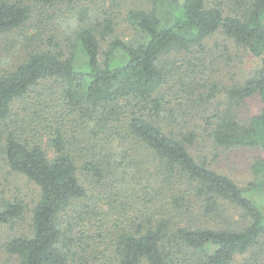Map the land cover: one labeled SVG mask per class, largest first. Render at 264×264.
Segmentation results:
<instances>
[{
    "label": "trees",
    "instance_id": "obj_1",
    "mask_svg": "<svg viewBox=\"0 0 264 264\" xmlns=\"http://www.w3.org/2000/svg\"><path fill=\"white\" fill-rule=\"evenodd\" d=\"M31 15L30 1L0 0V40ZM128 20L130 40L115 37L104 50L85 23L69 52L28 48L0 73V167L39 188L32 207L0 192V225L15 232L4 250L16 264H234L264 236L250 195L264 192V0H152ZM215 34L259 60L205 117L215 146L262 152L245 187L192 152L190 126L159 122L176 97L163 89L177 54L201 51ZM254 97L260 109L244 114ZM226 205L242 210L244 225L220 222ZM29 212L28 229H18Z\"/></svg>",
    "mask_w": 264,
    "mask_h": 264
},
{
    "label": "rangeland",
    "instance_id": "obj_2",
    "mask_svg": "<svg viewBox=\"0 0 264 264\" xmlns=\"http://www.w3.org/2000/svg\"><path fill=\"white\" fill-rule=\"evenodd\" d=\"M25 1H30L31 18L24 26L6 34L0 40V73L14 68L25 56L28 48H53L51 45L58 44L64 52H69L68 47L76 40L74 29L85 23L95 25L104 50L115 37L130 40L134 38L135 31L128 20L129 12L149 7L152 0H75L71 4L55 5H44L34 0ZM216 1L218 0H211ZM107 18L113 21L114 32L111 34L104 33ZM205 45L206 48L201 51L197 49L191 53L177 54L179 59L174 62L176 66L169 70V81L163 89L168 98L173 95L176 97H172L169 109L161 112L163 118L159 122L165 124L168 121L173 125L190 126L198 135L191 148L192 152L197 157L206 156L212 168L231 176L240 186L245 187L255 180L252 165L256 158L261 157L262 152L250 148L225 150L215 146L205 126V117L212 112V108L220 106L225 100V91L229 86L254 72L259 60L221 34L213 35ZM83 62L84 60L80 61L79 65L83 66ZM214 86H217L216 91L213 90ZM211 90L218 97H208ZM260 107L258 97H254L246 102L243 111L244 114L251 115ZM167 110L174 115L167 113ZM0 192L8 198L21 197L31 207L39 198V188L32 180L13 173L6 167H0ZM250 195L264 211V192H251ZM222 208L219 216L222 215L220 222L223 225H244L242 210L229 205ZM30 218L29 212L27 221L18 222V229H28ZM14 233L9 225H0V264H16L14 257L4 250V243ZM252 255L264 260V236L253 252L239 257L234 264H243ZM182 264L193 263L188 258Z\"/></svg>",
    "mask_w": 264,
    "mask_h": 264
}]
</instances>
